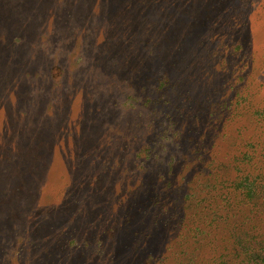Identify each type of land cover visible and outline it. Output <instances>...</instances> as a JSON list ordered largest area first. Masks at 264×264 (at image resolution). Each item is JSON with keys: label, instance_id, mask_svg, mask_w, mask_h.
<instances>
[{"label": "rangeland", "instance_id": "rangeland-1", "mask_svg": "<svg viewBox=\"0 0 264 264\" xmlns=\"http://www.w3.org/2000/svg\"><path fill=\"white\" fill-rule=\"evenodd\" d=\"M262 237L264 0H0V264H264Z\"/></svg>", "mask_w": 264, "mask_h": 264}, {"label": "trees", "instance_id": "trees-1", "mask_svg": "<svg viewBox=\"0 0 264 264\" xmlns=\"http://www.w3.org/2000/svg\"><path fill=\"white\" fill-rule=\"evenodd\" d=\"M249 165L250 164H246V166L247 167H249ZM236 167V172H237V174H236V177L238 178V177H247V176H251V175H249L248 173H250L248 170H247V168H243V167H238L237 165L235 166ZM245 169L247 170L246 172H245ZM245 173V174H244ZM233 181V180H232ZM169 183V182H168ZM233 184L231 185V188H232V191L233 192H235V191H237L238 192V197L235 195V194H233V198H234V204H238V202H240V201H244V200H246L247 202H250V201H253L252 199H253V194H254V190H253V184H250V183H248V181H239V182H235V181H233L232 182ZM229 195V193L228 192H226V195H225V199H226V201H229V197L230 196H228ZM236 198H238V200H236ZM236 200V201H235ZM251 211V210H250ZM249 212V211H248ZM250 213V212H249ZM238 227H241V226H238ZM245 232H242V233H240V234H238V235H242L240 238H238V241H239V244L241 245V246H245L246 244H247V237H248V235L249 234H244ZM259 242H264V237H262V238H260L259 239ZM237 251H235L234 252V254L236 253ZM246 258H243V261L245 260Z\"/></svg>", "mask_w": 264, "mask_h": 264}]
</instances>
